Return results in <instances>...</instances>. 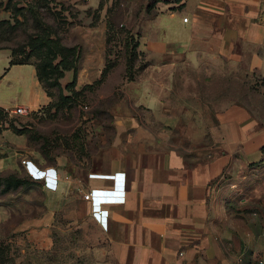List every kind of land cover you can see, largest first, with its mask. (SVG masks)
I'll return each mask as SVG.
<instances>
[{
	"label": "rangeland",
	"instance_id": "rangeland-1",
	"mask_svg": "<svg viewBox=\"0 0 264 264\" xmlns=\"http://www.w3.org/2000/svg\"><path fill=\"white\" fill-rule=\"evenodd\" d=\"M182 3L0 0V104L15 109L25 103L31 90L18 67L9 71L4 51L14 52L16 61L36 68L49 98L29 116L2 118L19 133L11 132L16 143L5 142L0 148V264H102L101 231L89 214L84 192L76 190V185L83 183L85 171L95 168L103 150L111 146L116 135L114 122L128 107L145 120L146 131L137 134V141L143 140L151 151L177 150L198 160L215 156L217 149L210 147L211 130L225 106L244 105L264 127V84L218 58L204 59L174 74L167 104L178 114L176 124L166 119L161 125L159 121L165 117L133 109V101L125 93L130 91L131 73L134 78L151 76L145 72L149 65L145 53L135 46H141L157 12ZM42 39L54 43V51L67 55L66 62L77 70L76 87L68 89L75 77L73 70L55 71L49 66L58 65L61 58L53 59L50 50L41 48ZM23 160L79 182L49 192L43 183L29 179ZM16 178L23 184L17 188L16 183L9 184ZM240 208L236 203L229 212L240 218L245 211ZM251 225L262 230L259 223ZM256 236L251 243L253 253L260 249ZM260 253L237 264H261L264 252Z\"/></svg>",
	"mask_w": 264,
	"mask_h": 264
},
{
	"label": "crops",
	"instance_id": "crops-1",
	"mask_svg": "<svg viewBox=\"0 0 264 264\" xmlns=\"http://www.w3.org/2000/svg\"><path fill=\"white\" fill-rule=\"evenodd\" d=\"M177 7L168 6L152 17L140 46L149 61L145 72L151 76L128 81L130 91L125 92L133 109L165 117L158 120L161 125L166 119L174 125L178 119L167 104L174 74L204 59H221L245 77L264 80V0H183ZM4 52L10 63L12 53ZM14 67L31 85L19 106L33 110L47 104L36 68L10 70ZM133 111L128 107L117 117L115 140L97 166L85 171L83 183L56 174L55 192L70 182L84 194L112 190L117 179L104 176L123 178L125 202L101 206L108 212L106 227L93 218L92 204L85 201L101 231L102 264H237L264 252V127L247 107L232 104L218 111L210 136V147L217 150L208 160L177 150H149L135 139L146 128ZM11 132L3 131L0 148L17 142ZM236 203L245 210L240 218L229 212ZM252 223L262 230L256 231ZM256 234L260 249L253 253Z\"/></svg>",
	"mask_w": 264,
	"mask_h": 264
},
{
	"label": "built area",
	"instance_id": "built-area-1",
	"mask_svg": "<svg viewBox=\"0 0 264 264\" xmlns=\"http://www.w3.org/2000/svg\"><path fill=\"white\" fill-rule=\"evenodd\" d=\"M187 19H185L186 21ZM12 116H29L32 113V110L25 106H18L15 109L7 110ZM22 165L25 167L26 173L34 181H41L44 183L45 189L55 192L58 190V178L57 173L47 171L39 168L31 160H23ZM117 176V178H115ZM116 176H104L109 179H117V186L112 190L108 191H98L93 190L85 194V200L91 202L92 204V215L93 218L100 223L103 227L107 226V211L102 210L101 206L112 205V204H122L125 202V183L123 178L118 174ZM68 180V177L66 178Z\"/></svg>",
	"mask_w": 264,
	"mask_h": 264
},
{
	"label": "trees",
	"instance_id": "trees-1",
	"mask_svg": "<svg viewBox=\"0 0 264 264\" xmlns=\"http://www.w3.org/2000/svg\"><path fill=\"white\" fill-rule=\"evenodd\" d=\"M162 1H164V0H154V4H157V3H159V2H162ZM36 40H38V39H36ZM37 42H39V41H34V43H37ZM40 47L42 48V47H44V49H46V50H50L51 51V53L54 55V57H53V59H56V58H58V56H60V58H61V61L58 63V65H55V66H53L52 65V63H50L49 64V66L51 67L52 66V68L55 70V71H59V68H60V70H63V71H74L75 72V77H74V80H73V83L71 84V85H69V87H68V89H70V88H72V87H76V85H77V70L75 69V67H73L72 65H70L69 64V61H67L66 62V56L67 55H65V57H64V54L62 53V52H60V50H55L54 51V47H55V45H54V43H50L49 41H48V39H42L41 41H40ZM139 47H140V44H138L137 46H135V49H137V51H138V49H139ZM66 51L67 52H70L71 50H69V49H66ZM10 68L11 67H13V66H23V65H30V64H28V62H24V61H16L15 60V53L14 52H12V59H11V61H10ZM10 68H9V70H10ZM132 68H134V66L132 67ZM37 69H38V67H37ZM133 69H131V71H132ZM130 72V71H129ZM105 75H106V72H103V78L105 77ZM62 76V75H61ZM37 77H38V80H40L41 81V83L43 84V81H42V77H40V75L38 74V72H37ZM59 77L60 76H58V79H59ZM58 79L56 78L55 80V82H56V84H57V86L59 87V89H60V91L62 90L61 89V85H60V83L58 82ZM134 77H133V73H131V75H130V77H129V81H134ZM259 80H261L262 81V83L264 84V80L263 79H259ZM61 96L63 97V94H62V91H61ZM64 98V97H63ZM239 105H241V104H239ZM244 106V105H243ZM9 116H12L6 109H3V108H1L0 107V122L1 123H3L2 125H0V136H1V134L3 133V131H5V130H11L12 132L13 131H15V132H17L16 131V129L14 128V126H7L6 124H4V122H3V117H9ZM13 117V116H12ZM13 129V130H12ZM14 132V133H15ZM17 133H19V132H17ZM262 150H263V153H264V147L262 148ZM42 152V154H43V156H44V158H45V160L47 161L48 160V163H51V161H50V159L48 158V156L45 154V152H44V150H42L41 151ZM26 175L29 177V179L30 180H32V178L26 173ZM10 181H13V182H11V183H9L10 185H13L12 183H16V188H17V186H22L23 184L21 183V180H19V179H10ZM32 181H34V180H32ZM34 182H41V181H34ZM41 183H43V182H41ZM43 186H44V183H43ZM261 264H264V261L263 262H261Z\"/></svg>",
	"mask_w": 264,
	"mask_h": 264
},
{
	"label": "clouds",
	"instance_id": "clouds-1",
	"mask_svg": "<svg viewBox=\"0 0 264 264\" xmlns=\"http://www.w3.org/2000/svg\"><path fill=\"white\" fill-rule=\"evenodd\" d=\"M116 186H117V185H115V187H114V188H116Z\"/></svg>",
	"mask_w": 264,
	"mask_h": 264
}]
</instances>
